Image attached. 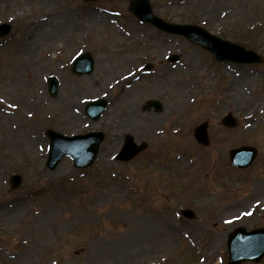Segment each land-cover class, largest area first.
<instances>
[{
    "label": "rangeland",
    "instance_id": "374dc122",
    "mask_svg": "<svg viewBox=\"0 0 264 264\" xmlns=\"http://www.w3.org/2000/svg\"><path fill=\"white\" fill-rule=\"evenodd\" d=\"M151 2L155 13L168 21L199 24L218 36L255 49L264 58V0ZM129 3L130 0H48L40 7L33 1L0 0V23L12 25L11 32L0 39V89L13 78L16 66H23L27 51L21 43L32 36V23L62 11L78 12L80 22L91 12L106 17L105 21L99 19L101 27L88 29L70 41L71 47L78 45L75 55L82 51L92 53V73H74V57L62 43L51 53L39 52V60L21 70L23 77L34 79L30 90L31 96L36 95L29 106H22L25 109L21 111V123L38 139L39 155L31 159L24 150L15 157L0 154V203H4L0 215L18 199L26 207L11 226L0 222V264H15L12 259L25 251L31 258L21 264H139L140 259L146 264H227L229 232L237 226H264V193L260 192L264 188L260 183L264 180V104L262 114L251 115L229 102L232 92L241 91L244 76L250 79V96L258 99L257 105L264 102V62L215 66V58L196 44L141 24L128 10ZM116 31L128 36L111 46L113 63L128 59L129 78L137 79L132 98L134 110L142 122L149 116L158 119L155 133L136 128V116L128 117L125 125L116 121L111 100L132 79L106 77L101 67L105 64V46H110V39L118 35ZM49 53L52 61L47 59ZM173 53L181 54L178 63L168 62V55ZM148 62L155 65L144 71L143 65ZM51 75L59 82L55 96L48 91ZM167 75L190 83L187 90L193 98L191 103L180 108L165 89L155 88L159 86L157 81ZM239 75L242 80H238ZM77 85L91 88L80 91L74 109L80 120L72 126L60 115V103L67 91ZM97 98H106L109 104L101 119L93 121L85 115L84 107ZM150 99L160 100L162 111L147 108ZM6 103L7 97L0 104V116L10 117L11 124L16 121V103ZM227 112L237 117L236 127L221 123ZM205 119L210 133L207 146L194 138L199 120ZM171 122L182 125L184 130L173 135ZM47 128L67 135L103 130L106 136L96 162L89 168L77 169L66 156L54 170L48 168ZM127 135L137 143H145V148L133 160L119 161L116 154ZM243 144L254 145L258 156L250 167L237 170L230 163L229 150ZM170 163L178 170L168 169ZM14 173L21 174L23 180L18 189L11 190L10 177ZM142 175V179L154 175L160 198L137 192ZM258 187L263 188L256 192ZM257 200L261 204L257 205ZM187 205L197 214L196 222L177 224V208ZM48 206L57 210V222L49 225L50 241L41 243L36 240L39 233H25L38 211ZM219 213L231 219L218 220ZM60 222H66L61 230ZM154 228L168 230L158 236L166 243L164 247L152 236L141 237L140 232ZM94 244L99 245L96 250ZM79 248L84 250L78 252ZM243 264H264V259Z\"/></svg>",
    "mask_w": 264,
    "mask_h": 264
},
{
    "label": "bare ground",
    "instance_id": "6f19581e",
    "mask_svg": "<svg viewBox=\"0 0 264 264\" xmlns=\"http://www.w3.org/2000/svg\"><path fill=\"white\" fill-rule=\"evenodd\" d=\"M5 2H12L13 0H2ZM25 2L33 1L37 3L40 7H43L48 0H23ZM102 18L104 21L106 17L99 13H88L80 22V14L78 12L72 11H62V13L53 14L50 18H41L32 23L31 30L32 36L26 38L21 43V48L27 51V57L22 62L23 66L32 65L34 60L37 59V54L41 51L53 52L57 49V47L62 43V46L66 49L70 57L75 55L78 45L71 47V40L73 37L82 36L85 31L88 29L95 30L98 27H101V23H99V19ZM117 32V31H116ZM118 35H115L113 39L111 38L109 41V45L105 46L104 59L105 64L102 63L101 67L105 73V76L117 77L122 80L125 78H129V72L131 70L128 67L127 62L122 60H118L117 63H113V53L114 50L111 48L112 45L120 42L122 35L117 32ZM49 53V54H50ZM50 57V58H49ZM51 58V54L47 57ZM39 60V58L37 59ZM22 65H18L15 68L13 78L9 81V83L0 89V104L6 100L7 97V105L10 103H16V110L14 112V117L16 121L10 124V117L7 115L0 116V154L9 155V156H17L22 150L24 152L30 154L31 159H35L39 152L37 150L36 143H38V139L34 138L29 134V127H25L24 124L21 123L22 113L21 111L23 105L29 106L32 103L33 99L36 100V95L31 96L30 85L33 83L34 79H29V75L26 77L22 76L21 70L23 69ZM249 77V76H248ZM247 76H244L242 81V89L239 92H232L229 98V102L235 106H239L243 108L246 113L262 114V107L264 102L257 105L258 99H254V97L250 96L248 89L250 87V79ZM242 80V76H238V80ZM237 83V80H235ZM158 87L155 88L165 89L169 94L172 95L173 99L177 101L179 107H183L187 105L190 101L191 95L187 90L189 87V83L183 81H177L172 76H165L162 79L157 81ZM187 85V86H186ZM160 87V88H159ZM82 88L87 91L91 87H81L77 85L70 90L67 91L64 98H62L60 106L62 108V112L60 115L64 118L66 123H69L72 126L77 125L80 120V116L78 113H75L74 109L76 106V101L80 95V91ZM136 88L135 82H130L129 86L125 89L120 90L112 99L113 101V109L116 115V121L125 125L127 124L128 117H135L134 126L136 128L145 129L148 133H155L158 127V119H154L152 116L148 118H144L142 122L139 120V114L135 109L134 103L132 102V98L134 95V90ZM153 88V86H151ZM39 96H41L39 94ZM23 106V107H22ZM136 114V115H135ZM250 115V116H251ZM144 124V125H142ZM16 125H19L17 128ZM249 126V125H248ZM17 128V129H16ZM17 133V135H14ZM4 203H0V207ZM7 206V205H6ZM10 208L0 215V222L5 223L8 226H11L14 221L21 215V212L24 211L25 203L23 200H15L10 206ZM3 208V207H2ZM0 208V209H2ZM221 213V212H220ZM219 213L218 220L228 221L231 219L230 216H223ZM57 210L53 206H48L38 211L37 215L34 217L33 221L27 226V231L25 235H35L39 233V236L36 238L38 242L44 243L43 241H50L51 236L48 232V228L50 224H54L57 222L56 220ZM233 217V216H232ZM66 226V222H60L58 225V229L61 230ZM135 228H143L141 226H135ZM168 230H160L158 228L143 230L140 232L142 238H152L156 240L157 243H160L162 247L166 244L158 239L159 235H163ZM155 237V238H154ZM43 240V241H42ZM36 243V242H35ZM93 249L96 250L99 245L94 244ZM31 258V254L27 251L21 252L18 256L12 259L11 263L21 264L23 261ZM139 264H146V261L140 259Z\"/></svg>",
    "mask_w": 264,
    "mask_h": 264
},
{
    "label": "water",
    "instance_id": "95a60500",
    "mask_svg": "<svg viewBox=\"0 0 264 264\" xmlns=\"http://www.w3.org/2000/svg\"><path fill=\"white\" fill-rule=\"evenodd\" d=\"M130 10L138 16L143 22L151 23L155 27L176 35H182L191 41H194L216 55L219 60L225 62L250 63L259 62L261 57L252 50H247L241 45L223 40L209 33L203 28L192 24H174L164 21L162 18L153 13L149 0H133ZM11 27L8 24L0 25V37L7 34ZM171 61L178 60V55H171ZM94 67V60L90 53H85L76 59L73 70L79 74L91 73ZM147 67H150L148 65ZM58 81L55 77L49 78V90L56 94ZM107 107L105 99L95 100L86 106V114L98 120L102 112ZM148 107H155L157 110L162 109V105L156 100H150ZM226 125L233 126L236 121L231 114L224 118ZM51 139L50 158L48 166L54 169L59 161L65 156L70 155L77 167H87L91 165L98 152V145L104 136L101 132H90L85 135L66 136L49 129L47 131ZM197 139L208 143L207 124H201L196 129ZM131 137H129L119 154V159L129 160L139 151ZM256 156V150L252 147H242L231 152V159L235 166L247 167ZM21 176L14 174L11 177V187L17 188L21 183ZM228 247L230 252L229 264H240L244 261H259L264 257V229L246 231L243 227L236 228L229 236Z\"/></svg>",
    "mask_w": 264,
    "mask_h": 264
},
{
    "label": "flooded vegetation",
    "instance_id": "af4514ba",
    "mask_svg": "<svg viewBox=\"0 0 264 264\" xmlns=\"http://www.w3.org/2000/svg\"><path fill=\"white\" fill-rule=\"evenodd\" d=\"M153 164V163H152ZM171 167H169L170 169ZM176 169H174L173 171H175ZM148 171V169L146 168V172ZM149 176H146L145 179H142L144 178L143 175L141 177L142 179V183H143V186H142V183L140 184L141 186V191H142V195H154V196H157L158 198H160V196L157 195V191L155 189V186H156V178L154 177V175H152V178L151 179H148ZM260 183H262V186H264V180H261ZM263 188V187H262ZM262 188L258 187L257 190H261ZM260 192H263L264 193V188L263 190H261ZM144 193V194H143ZM178 205H181V203H178ZM174 206V205H173ZM172 206V207H173ZM151 208V211H155L154 208L150 207ZM181 210V209H180ZM178 223H182L181 225H184L186 223V219L183 218L182 221H178ZM187 223L190 224L189 221H187Z\"/></svg>",
    "mask_w": 264,
    "mask_h": 264
}]
</instances>
